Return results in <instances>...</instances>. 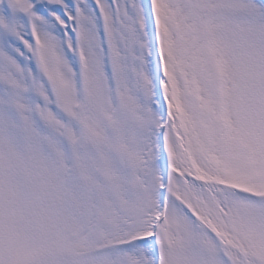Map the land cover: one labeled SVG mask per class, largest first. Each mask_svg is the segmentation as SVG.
<instances>
[{
	"label": "snow or ice",
	"instance_id": "obj_1",
	"mask_svg": "<svg viewBox=\"0 0 264 264\" xmlns=\"http://www.w3.org/2000/svg\"><path fill=\"white\" fill-rule=\"evenodd\" d=\"M0 264H264V0H0Z\"/></svg>",
	"mask_w": 264,
	"mask_h": 264
}]
</instances>
